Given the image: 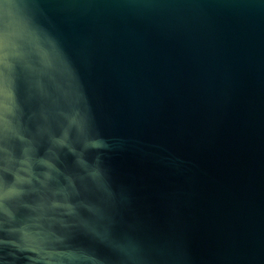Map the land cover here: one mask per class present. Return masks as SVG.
Returning a JSON list of instances; mask_svg holds the SVG:
<instances>
[{
    "label": "water",
    "instance_id": "water-1",
    "mask_svg": "<svg viewBox=\"0 0 264 264\" xmlns=\"http://www.w3.org/2000/svg\"><path fill=\"white\" fill-rule=\"evenodd\" d=\"M0 264H264V0H0Z\"/></svg>",
    "mask_w": 264,
    "mask_h": 264
}]
</instances>
